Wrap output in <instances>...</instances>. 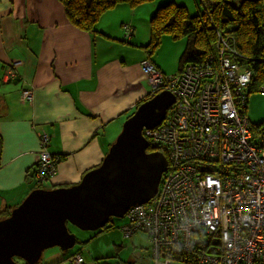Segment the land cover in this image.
<instances>
[{
  "label": "crops",
  "instance_id": "1",
  "mask_svg": "<svg viewBox=\"0 0 264 264\" xmlns=\"http://www.w3.org/2000/svg\"><path fill=\"white\" fill-rule=\"evenodd\" d=\"M169 1L191 15L202 11L199 0L118 5L91 35L67 22L57 0H0V211L45 184L74 185L99 165L121 131L119 121L152 91L140 47L149 40L150 18ZM184 47V40L164 36L150 61L165 74L177 73ZM15 61L21 64L8 78ZM23 90L31 101L22 100ZM41 134L48 136L47 151L60 159L53 177L38 186L32 173ZM68 256L58 248L45 261L59 264Z\"/></svg>",
  "mask_w": 264,
  "mask_h": 264
},
{
  "label": "built area",
  "instance_id": "2",
  "mask_svg": "<svg viewBox=\"0 0 264 264\" xmlns=\"http://www.w3.org/2000/svg\"><path fill=\"white\" fill-rule=\"evenodd\" d=\"M244 59L226 39L216 57L177 75L142 63L152 91L174 97L160 125L144 130L167 152L157 193L132 207L120 228L126 237L148 236L150 264H264V123L251 125L245 114L252 72ZM20 64L13 62L6 76L14 77ZM258 92L264 97V85ZM21 98L31 101L30 91ZM47 143L41 136L32 173L38 186L58 163ZM70 259L82 264L78 254Z\"/></svg>",
  "mask_w": 264,
  "mask_h": 264
},
{
  "label": "water",
  "instance_id": "3",
  "mask_svg": "<svg viewBox=\"0 0 264 264\" xmlns=\"http://www.w3.org/2000/svg\"><path fill=\"white\" fill-rule=\"evenodd\" d=\"M174 97L161 91L141 103L124 121L101 164L67 187L36 189L0 220V264H37L44 251L76 244L67 224L82 231L102 229L110 218L125 217L134 206L152 199L167 159L146 152L143 130L165 119Z\"/></svg>",
  "mask_w": 264,
  "mask_h": 264
},
{
  "label": "trees",
  "instance_id": "4",
  "mask_svg": "<svg viewBox=\"0 0 264 264\" xmlns=\"http://www.w3.org/2000/svg\"><path fill=\"white\" fill-rule=\"evenodd\" d=\"M57 1L71 26L79 31L94 35L95 26L100 18L116 6L127 5L129 8L135 9L155 0ZM199 2L202 11L195 15H191L186 7L170 1L156 10L149 21V40L140 47L145 52V60L150 61L161 46L164 36L170 37L173 41L184 40L185 47L179 59L177 71V74H180L188 65L203 63L210 56L216 57L221 42L233 39L237 51L246 58L241 62L252 72L251 83L246 89L247 99L244 106L246 112L248 96L258 92L264 85V0H199ZM154 94H149L144 100H141L135 106L134 111ZM142 133L144 134V131ZM147 142L146 152L158 151L167 158L165 147L153 143L150 139H147ZM1 149L2 139L0 137V154ZM59 159L60 157H58V161ZM90 170L92 169L85 173ZM13 209L7 207L0 211V220L8 217ZM110 222L111 218L106 226L99 231L111 228ZM67 226L70 228L71 225L67 224ZM86 243L87 241L80 242L81 245ZM71 256L69 255L67 259Z\"/></svg>",
  "mask_w": 264,
  "mask_h": 264
},
{
  "label": "rangeland",
  "instance_id": "5",
  "mask_svg": "<svg viewBox=\"0 0 264 264\" xmlns=\"http://www.w3.org/2000/svg\"><path fill=\"white\" fill-rule=\"evenodd\" d=\"M244 93H246V90H244ZM245 114L251 125L264 123V97L259 92L251 93L248 96ZM129 115L124 117L125 120ZM124 121L122 123L119 121L120 126ZM43 188L48 189L49 185L45 184ZM125 223L126 218L123 216L121 218H111L109 224L111 228L104 231H82L70 226V232L75 234L78 243L68 250L69 255L79 253L82 264H133V262L135 264H150L152 262V252L148 236L143 232H137L130 237H126L120 230ZM84 241H87V243L81 245L80 242ZM55 253H58L56 247L44 251L42 259L38 263L46 264L45 259ZM54 264H57V262ZM59 264L72 263L71 259H68Z\"/></svg>",
  "mask_w": 264,
  "mask_h": 264
},
{
  "label": "bare ground",
  "instance_id": "6",
  "mask_svg": "<svg viewBox=\"0 0 264 264\" xmlns=\"http://www.w3.org/2000/svg\"><path fill=\"white\" fill-rule=\"evenodd\" d=\"M151 65H152L153 67L155 66L152 62H151ZM155 67H156V66H155ZM156 68H157V67H156ZM157 69H158V68H157ZM158 70H159V69H158ZM159 71H161V70H159ZM161 72H162V71H161ZM162 73H163V72H162ZM174 74H177V73H174ZM174 74H166V75H174ZM159 90H160V89H155V91H156L157 93H158ZM43 135H45V134H41L40 137L43 136ZM46 136H47V135H46ZM101 162H102V161H101ZM101 162L99 163V165L101 164ZM99 165H98V166H99ZM98 166H97V167H98ZM95 168H96V167H95ZM34 190H36V189H34ZM18 205H19V204H18ZM18 205H17V206H18ZM17 206H16V207H17ZM15 261H18V262L20 261V262L22 263V261L19 260V259H17V258H15ZM20 262H19V263H20ZM21 263H20V264H21ZM22 264H23V263H22Z\"/></svg>",
  "mask_w": 264,
  "mask_h": 264
},
{
  "label": "clouds",
  "instance_id": "7",
  "mask_svg": "<svg viewBox=\"0 0 264 264\" xmlns=\"http://www.w3.org/2000/svg\"><path fill=\"white\" fill-rule=\"evenodd\" d=\"M161 91H162V90H161ZM161 91H160V92H161ZM155 92H156V91H155ZM155 92L151 91L150 94H152V93L154 94ZM158 93H159V92H158ZM156 94H157V92H156ZM154 95H155V94H154ZM145 130H146V129H145ZM143 131H144V130H143ZM143 135H144V134H143ZM146 140H147V139H146ZM37 189H38V188H37ZM69 260H70V258H69Z\"/></svg>",
  "mask_w": 264,
  "mask_h": 264
},
{
  "label": "flooded vegetation",
  "instance_id": "8",
  "mask_svg": "<svg viewBox=\"0 0 264 264\" xmlns=\"http://www.w3.org/2000/svg\"><path fill=\"white\" fill-rule=\"evenodd\" d=\"M169 109V108H168ZM168 109H167V111H168ZM167 111H166V114H167ZM77 242H78V240L76 239V244H77ZM20 262V261H19ZM21 263V262H20ZM22 264V263H21Z\"/></svg>",
  "mask_w": 264,
  "mask_h": 264
}]
</instances>
